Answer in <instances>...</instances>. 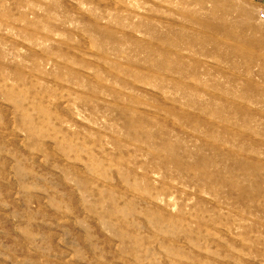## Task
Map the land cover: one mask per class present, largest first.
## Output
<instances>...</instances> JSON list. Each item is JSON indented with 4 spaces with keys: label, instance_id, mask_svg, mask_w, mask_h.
<instances>
[{
    "label": "rangeland",
    "instance_id": "1",
    "mask_svg": "<svg viewBox=\"0 0 264 264\" xmlns=\"http://www.w3.org/2000/svg\"><path fill=\"white\" fill-rule=\"evenodd\" d=\"M264 0H0V264H264Z\"/></svg>",
    "mask_w": 264,
    "mask_h": 264
},
{
    "label": "built area",
    "instance_id": "2",
    "mask_svg": "<svg viewBox=\"0 0 264 264\" xmlns=\"http://www.w3.org/2000/svg\"><path fill=\"white\" fill-rule=\"evenodd\" d=\"M262 17H264V14H262Z\"/></svg>",
    "mask_w": 264,
    "mask_h": 264
}]
</instances>
